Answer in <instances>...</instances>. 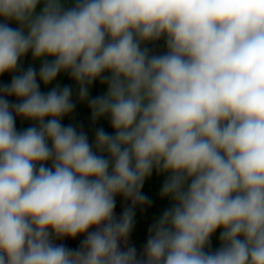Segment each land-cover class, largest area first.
I'll return each mask as SVG.
<instances>
[{
	"label": "clouds",
	"instance_id": "obj_1",
	"mask_svg": "<svg viewBox=\"0 0 264 264\" xmlns=\"http://www.w3.org/2000/svg\"><path fill=\"white\" fill-rule=\"evenodd\" d=\"M0 18V264H264V0H0ZM60 73L114 134L62 124L72 87L40 90ZM154 171L171 206L138 251Z\"/></svg>",
	"mask_w": 264,
	"mask_h": 264
},
{
	"label": "crops",
	"instance_id": "obj_2",
	"mask_svg": "<svg viewBox=\"0 0 264 264\" xmlns=\"http://www.w3.org/2000/svg\"><path fill=\"white\" fill-rule=\"evenodd\" d=\"M73 0H65V3L69 6ZM42 5H38L37 12L40 11ZM3 18H0L2 21ZM10 26L17 27L18 25L15 22H9ZM148 47L155 54H163L166 52L165 42L162 38L160 41L155 44H149ZM21 69L26 70L29 66L35 68L37 72L39 71L41 61L33 60L31 53L29 52L20 62ZM13 73H5L1 77L4 79L5 84H10ZM59 84L61 87L65 85H69L73 89L72 100L76 103V108L74 112L68 116L62 118V124L67 126L68 124H73L79 127L82 125L83 130L88 134L89 142L92 143L94 141V134L96 128H103L107 133L114 134V130L110 125L108 118H101L93 124L91 119V111L88 107L87 102H80L77 97V85L74 80H72L68 74L60 73L56 80L51 84L45 86L42 82L40 83V90L42 92H48L51 88L55 87ZM107 91L106 85H101L99 80L94 82L93 86L90 89V96L95 97L98 95H103ZM12 99H16L15 97H9ZM35 122L29 120H23L19 117L16 118V128L18 131H22L30 126H32ZM166 178L165 174H157L155 171L145 180V183L142 188V193L146 195L151 201L150 205L146 206H137L135 209V217H134V226L130 235H132L135 239L137 250L140 251L143 249L146 244L149 228L150 226L159 218V216L163 213V211L171 206V201L167 198H161L160 190L162 184ZM116 203L119 208L123 210L126 207L130 206V201L124 200L122 196L116 197ZM221 230H217V232L211 238V247L212 250H216L220 247L219 235ZM84 237L77 236L75 239H71L70 246L72 249H76L79 247L81 240Z\"/></svg>",
	"mask_w": 264,
	"mask_h": 264
},
{
	"label": "built area",
	"instance_id": "obj_3",
	"mask_svg": "<svg viewBox=\"0 0 264 264\" xmlns=\"http://www.w3.org/2000/svg\"><path fill=\"white\" fill-rule=\"evenodd\" d=\"M0 83H4V79L3 77L0 76ZM5 84V83H4ZM11 102H18L16 99H12V98H8ZM114 212L117 216L121 215L122 214V210L119 208V206L117 205L116 203V206H115V209H114ZM83 237V236H82ZM129 242L130 244L134 245L136 248H137V245H136V242H135V239L132 235H130V238H129ZM56 243H63L65 244L67 247L71 248L70 246V243H71V238H64L62 241L61 240H57Z\"/></svg>",
	"mask_w": 264,
	"mask_h": 264
}]
</instances>
